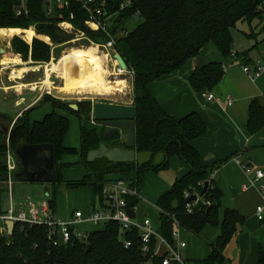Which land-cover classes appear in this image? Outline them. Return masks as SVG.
Listing matches in <instances>:
<instances>
[{
    "label": "trees",
    "instance_id": "1",
    "mask_svg": "<svg viewBox=\"0 0 264 264\" xmlns=\"http://www.w3.org/2000/svg\"><path fill=\"white\" fill-rule=\"evenodd\" d=\"M108 1L110 12H117L119 0ZM20 6L21 0H0V31L33 28L36 33L49 36L53 44H62L71 35L64 32L59 24L69 22L74 30L85 33L91 40H101L103 44L109 41L102 31L94 32L86 26L88 15L75 2L68 8L55 5L51 14L47 13L39 0H27V13L23 10L18 15L16 9ZM263 8L264 0H136L132 7L119 13L110 30L116 40L114 50L125 60L129 71L134 72L136 150L138 154L149 153L151 158L144 163H111L107 159L88 163L89 152L99 149L101 144L121 146L119 135L105 141L103 130L90 125L92 104L89 102L78 104L79 109L75 111L69 107L70 104L45 95L15 122L0 113V121L7 124L0 126V185L7 179L8 140L11 149H15L21 141L30 145L53 146L54 182L49 188V207L53 212L56 210V189L62 184L70 190L90 189L94 209L98 201L104 203L103 193L107 182L123 178L141 187L146 175L166 170L174 158L181 159L188 167L187 174L158 198L156 206L168 215H176L183 228L195 236H201L208 227L220 228L208 258L187 260L191 264H225V250L237 235L238 228L245 223V218L235 209L223 207V195L212 180L214 168L205 166L192 145L193 141L207 133V125L198 113H192L182 120L168 116L150 94L149 86L180 72L208 44H214L225 59H232L235 53V59L251 65L249 51H235L233 31L241 22L252 26L257 21L261 25L264 20ZM135 17L142 18L143 22L128 32L126 27ZM12 46L15 54L20 55L24 62L31 60L35 66H43L52 59V46L37 38L30 46L23 39L15 37ZM114 62L118 63L116 59ZM224 75L225 68L221 63H210L196 68L189 76V83L197 93L211 92ZM43 103H51L54 110L42 121L31 122L30 112ZM64 111L75 115L81 122L80 148L65 145L71 122ZM262 129L264 106L256 100L250 106L248 132L254 135ZM160 154L164 160L157 163L156 158ZM75 158L79 161L74 164L83 166L86 173L77 180H66L63 170L71 164L64 163V160ZM20 170L19 167L18 172ZM207 182L210 185L204 192L205 188L199 184L205 185ZM194 189L209 197L216 208L187 215L184 193ZM4 191L2 189V193ZM128 204L135 207L140 201L129 199ZM159 220V231L171 240L174 224L165 215H160ZM48 231L45 226L17 223L12 236L0 238V264H143L146 261L162 264L163 261V258L143 255L139 234L123 233L117 223H109L102 230L92 232L87 241L73 236L67 246L59 247L48 239ZM127 239L133 242L128 249L124 245ZM88 245L90 250L87 251ZM258 264H264L263 250L259 252Z\"/></svg>",
    "mask_w": 264,
    "mask_h": 264
},
{
    "label": "crops",
    "instance_id": "2",
    "mask_svg": "<svg viewBox=\"0 0 264 264\" xmlns=\"http://www.w3.org/2000/svg\"><path fill=\"white\" fill-rule=\"evenodd\" d=\"M7 30L21 31V29L10 28L0 31V49L2 48L5 51L1 54L0 59V100L5 101L13 96L15 98V106L19 109L22 108L19 115L15 118H11V116L6 113L1 114L10 117L15 122L41 98V95L38 93L25 90L27 86L31 83L43 81V79L48 80L50 77L48 71L43 73L39 71V68H43L41 65L35 66L31 60L24 62L21 56L15 54L13 50L12 41L15 37L23 39L31 46L33 39L32 41H30L31 38L30 40L28 39L31 33L26 37L20 33L5 37L3 36V31ZM35 37L41 38L42 36L36 35ZM233 37L236 52L249 51V58L252 64L262 61L264 54L254 57V50L252 48H245L241 51L237 49V42L234 34ZM234 59H225L214 44H208L202 49L200 54L191 60L180 72L167 79L151 84L149 86V92L163 107L167 115L173 119L182 120L192 113H198L205 121L208 128L207 133L202 138L193 141L192 145L199 152L205 166L214 168L212 180L214 186L217 187L223 195V207L235 209L245 218V223L238 228V233L234 238L241 242L242 245H245V249H249L252 256H256V264H258L259 252L260 250L264 251V224L257 220L256 207L262 202V198L260 191L256 187L250 186L249 177L241 166L236 163L235 158L241 157L247 164L264 170V129L254 135H250L248 132L250 106L252 102L257 100L264 106V75L258 80L253 81L243 70L245 64L242 61L239 65L233 64L232 62L236 61ZM210 63H221L225 68V75L222 81L210 92L215 97L212 101H208L204 98L202 93L195 92L189 83V76L196 68ZM37 71L39 75L33 73ZM113 74H117V72ZM20 89L24 91L19 92L18 90ZM59 93L61 92L59 91ZM52 97L55 99H62L56 95ZM42 106L45 108L49 106L52 111L54 110L51 103H43ZM37 109L29 114L31 122L42 121L46 115L52 113L51 111L41 118V115L37 113ZM33 118H38L39 120L32 121ZM92 123L96 124L93 121ZM5 125L6 122L0 121V126L4 127ZM68 161V159H65L64 163ZM70 161L77 162L79 160L75 158L70 159ZM170 170L174 175V180H172L173 183L172 181L166 182L156 180L152 192H146V196L147 194H149V196L145 197L151 202H156L163 193L171 189L178 179L187 174L188 167L181 159L174 158L170 161L169 167L163 171L168 172ZM63 172L66 180H77L86 173V170L83 166L78 165L72 175L68 173L67 169ZM69 177L73 179H68ZM58 188L56 189V193ZM2 189L5 191L7 190L4 184L0 185V206ZM142 190L143 185L141 186V192ZM47 192L49 193V190L45 191V197L46 202L49 203L50 193L47 197ZM28 200L36 204V202L30 198H28ZM46 202L44 201L42 205ZM40 203L36 205H41ZM78 210L80 209L78 208ZM90 211L91 209L87 212H83L88 214ZM73 212V209L64 212L62 214L64 216L60 218H68ZM185 234L194 235L187 230L183 232V236ZM186 251L185 253L187 255ZM224 255L227 260L226 262L231 264L230 258H228L226 253H224ZM187 259L193 261L189 257H187Z\"/></svg>",
    "mask_w": 264,
    "mask_h": 264
},
{
    "label": "built area",
    "instance_id": "3",
    "mask_svg": "<svg viewBox=\"0 0 264 264\" xmlns=\"http://www.w3.org/2000/svg\"><path fill=\"white\" fill-rule=\"evenodd\" d=\"M27 0H21L22 6L17 7L16 11L18 15H21L25 10V4ZM45 6L48 14L53 12L55 5L68 8L72 2L81 5L82 9L86 11L88 20L86 26L94 32L102 31L109 37V41L104 44L105 49H111L115 47L116 40L111 34L110 26L116 21L119 13L124 12L128 8L133 6L136 0H119V10L117 12H110V3L108 0H39ZM27 13V11L25 10ZM60 28L71 32L74 27L69 22H63L59 24ZM65 28V29H64ZM126 34V31L124 32ZM78 39L84 37L83 33H79ZM235 58V53L232 55ZM121 69L120 67H118ZM244 72L252 78L253 81L258 80L264 75V57L262 61L255 62L251 65H245ZM130 72V71H128ZM50 85L45 82L31 83L27 86L30 91H40L44 95H52L53 90H57L54 82ZM202 96L208 101L214 100V95L210 92H203ZM7 179L3 182L6 189L14 194L15 174L18 172L19 165L15 158L11 154V147L9 140L7 141ZM235 161L249 177V184L252 187H256L261 194L262 202L256 207V217L260 223L264 224V170L256 168L244 162L241 157H236ZM203 186L204 184H199ZM245 188V187H244ZM104 203L99 201L96 203V207L86 214L81 210L74 211L68 218L58 217L49 207V203L39 207L32 201L28 200L24 205L20 204V207H15L12 204L7 213L0 211V230L6 234L5 237H9L8 223L12 222L15 225L17 223L29 224L31 226H45L49 229L48 239L54 246H67L72 237L75 236L81 241H87L89 235L96 231L102 230L107 227L109 223H117L121 226L123 233H137L141 240V252L145 256L163 258L162 264H191L186 257V249L188 247L187 241L184 239L183 232L185 229L181 225L176 215H168L161 208L154 206L160 215H165L169 218L175 226L172 231L171 240L161 234L160 220L159 226L154 227L152 221L145 217L142 220L138 219L137 209L138 206L130 207L128 204L129 199L141 200V187L128 182L126 179L120 178L109 181L104 186ZM192 197H195L192 199ZM184 198L187 200L185 206V213L187 215H195L203 210L209 209L213 206L212 200L201 194L194 189L193 191H186ZM133 210L135 217L133 218L129 211ZM83 227H91L87 230ZM4 236L1 237L2 238ZM125 248H130L133 245L132 240H124ZM143 264H151V261H146Z\"/></svg>",
    "mask_w": 264,
    "mask_h": 264
},
{
    "label": "rangeland",
    "instance_id": "4",
    "mask_svg": "<svg viewBox=\"0 0 264 264\" xmlns=\"http://www.w3.org/2000/svg\"><path fill=\"white\" fill-rule=\"evenodd\" d=\"M143 22V19L140 17H135L126 27V30L129 32L136 28L138 25H140ZM238 28L233 31V34L235 36L236 42H237V49L240 51L245 48H252L254 50L253 56L260 55L262 56L264 54V20L263 23L260 25L257 21H255L252 26L249 25L247 22H241L237 26ZM28 29V30H32ZM65 29V28H64ZM24 30V29H21ZM34 30V29H33ZM63 30V29H62ZM13 32H19L14 31ZM36 32V30H34ZM68 35L66 39V42L62 44H53L49 36L41 35L36 33V35L42 36L41 38H37L41 41H44L45 43H48L52 46V59L49 63L44 64L42 67L39 68V71L49 73V79H43L45 84L51 86V82H54V85L57 90H53L52 95H56L62 102H65L70 105H78L80 103L89 102L92 104L93 102L99 101V102H107V103H116V104H134L132 103L135 99V90H134V72L125 71L123 70L120 72L119 65L117 62H114L113 52H111V49H105L104 44L102 41L98 40H91L87 37V35L83 32L72 30L71 32H67L66 30H63ZM24 32V31H21ZM79 33H83L84 37L81 39H78ZM35 35V36H36ZM33 33L29 34V40L32 41V39L36 38ZM45 38H48L47 40ZM43 39V40H42ZM48 41V42H46ZM33 42V41H32ZM91 49L94 51V53H99L102 55L104 60V67L106 69V72L101 76L98 72H96L92 77V82L100 81L102 78H106L107 80L111 82H117L118 88L113 93H84V94H64L59 93L58 87H60L63 84V80L59 78L58 72L54 71L55 65L59 64L60 60L62 59V56L66 54L67 51H75V50H87ZM81 51L79 55H82L84 58H86V52ZM78 52V51H75ZM234 59V58H233ZM236 61H233V64H241V61L234 59ZM244 68V67H243ZM117 74H113V73ZM39 75L38 71L33 72ZM50 80V81H49ZM119 89V91H118ZM28 90L29 89H25ZM19 92L24 91L23 89L18 90ZM34 92V91H33ZM39 95H41V98H43L45 95L42 91H40V88L35 91ZM12 96V95H11ZM26 98V97H25ZM40 98V100H41ZM38 100L37 103L40 101ZM22 108H17L15 106V98L12 96L9 99L2 101L0 100V113H6L11 116V118H15L19 115ZM38 110V111H37ZM37 113L41 115V118L45 114H48L52 111V109L48 107H40L37 109ZM64 114H67V116L70 118L71 126L69 134L67 135V138L65 140V145L69 147H75L79 148L80 146V120L75 115L71 114L68 111H64ZM39 120L38 118H33L32 121ZM41 120V119H40ZM91 126H95L96 129L103 130L101 127H97L95 124L89 122ZM7 125V124H6ZM11 130V128H10ZM149 153H140L137 155V161L139 163L146 162L150 159ZM164 160V156L160 154L156 158V162L160 163ZM67 164H71L69 168H67L68 173L72 175L73 172L77 169L78 165H75L74 162L68 161ZM76 166V167H75ZM75 167V168H74ZM74 168V170H73ZM64 171V170H63ZM64 174V172H63ZM174 175L173 172L170 171H162L159 174H148L145 176L144 182H143V190L141 192V200L140 204L137 209V215L138 219L142 220L145 217L150 219L154 225L155 228L159 226V212L154 207L156 202H151L146 197L149 196L146 192L151 193L152 188H154L155 181L156 180H162V181H172ZM68 179H73L72 177H69ZM77 179V178H74ZM173 183V181H172ZM51 185L46 184H31V183H19L15 182L14 184V198H13V204L15 207H19L20 204H25L28 201V198L36 202V204L40 203L41 205H38L39 207L42 206L44 201L46 202L45 197V191H50ZM146 196V197H145ZM57 201H56V212L55 214L59 217H63L62 215L64 212H67L69 210H78V208L84 212H87L89 209L92 208V197L90 189L88 188H81L78 190H70L67 188L65 184H62L59 186L57 190ZM78 198V199H77ZM87 210V211H86ZM65 218V217H64ZM91 227H83V229L87 230ZM6 236L5 233L0 230V237ZM220 234V228L215 227H208L206 228L201 236H195L191 234H185V240L188 242L189 247L187 248V257H189L191 260H199V259H206L210 256L211 253V245L216 243V240ZM226 255L228 258H230L231 264H256V256H252L250 253V250L247 248L245 249V245H242L241 242L237 241L236 238H234L230 244L227 246L226 249ZM194 257V258H193ZM227 261V260H226ZM227 263V262H226ZM225 263V264H226ZM230 264V263H227Z\"/></svg>",
    "mask_w": 264,
    "mask_h": 264
},
{
    "label": "water",
    "instance_id": "5",
    "mask_svg": "<svg viewBox=\"0 0 264 264\" xmlns=\"http://www.w3.org/2000/svg\"><path fill=\"white\" fill-rule=\"evenodd\" d=\"M264 10V8H263ZM4 49H0L3 54ZM114 59L122 70L129 71L128 65L122 56L115 51ZM144 96V92H142ZM73 110H78V105H69ZM91 120L103 128V138L110 141L119 135L121 146H108L107 143L100 145L99 149L89 152L87 162L107 159L111 163H134L137 161L136 150V107L134 104H116L107 102H93L90 113ZM20 167L14 180L19 183H33L51 185L54 182V150L51 144L30 145L21 141L15 149H10ZM205 183L204 192L209 188ZM48 191V190H47ZM13 193L6 190L1 195L0 211L7 213L12 204ZM46 196H49L47 192ZM195 197H192L194 199ZM213 205L209 210L215 209ZM129 214L134 218L133 210ZM15 224L8 223V234L12 236ZM90 250V245L87 251ZM172 264H176L173 262Z\"/></svg>",
    "mask_w": 264,
    "mask_h": 264
},
{
    "label": "bare ground",
    "instance_id": "6",
    "mask_svg": "<svg viewBox=\"0 0 264 264\" xmlns=\"http://www.w3.org/2000/svg\"><path fill=\"white\" fill-rule=\"evenodd\" d=\"M15 33L23 34L26 37L29 33L36 35V32L27 30L24 32L3 31V36L9 37ZM39 36V35H38ZM43 38V37H42ZM5 39V38H4ZM46 40L48 38H45ZM78 51V52H75ZM67 51L62 56L59 64L55 65L54 71L58 72L59 78L63 80V84L58 90L64 94H84V93H113L118 88L117 82H111L106 78L100 81L92 82L93 75L98 72L101 76L106 72L104 60L101 54L94 53L91 49ZM86 52V58L79 53ZM111 52L115 50L111 48ZM123 70H120L122 72Z\"/></svg>",
    "mask_w": 264,
    "mask_h": 264
},
{
    "label": "flooded vegetation",
    "instance_id": "7",
    "mask_svg": "<svg viewBox=\"0 0 264 264\" xmlns=\"http://www.w3.org/2000/svg\"><path fill=\"white\" fill-rule=\"evenodd\" d=\"M97 127H100L99 125H97V124H95ZM102 128V127H101ZM115 139V138H114ZM113 140V139H112ZM108 146H110V147H113L114 145H113V143L112 144H109L108 143Z\"/></svg>",
    "mask_w": 264,
    "mask_h": 264
}]
</instances>
